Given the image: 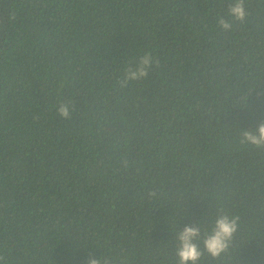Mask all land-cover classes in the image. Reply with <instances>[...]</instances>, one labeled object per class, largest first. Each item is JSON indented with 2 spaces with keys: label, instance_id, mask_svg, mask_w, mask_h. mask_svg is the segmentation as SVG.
<instances>
[{
  "label": "trees",
  "instance_id": "16d2710c",
  "mask_svg": "<svg viewBox=\"0 0 264 264\" xmlns=\"http://www.w3.org/2000/svg\"><path fill=\"white\" fill-rule=\"evenodd\" d=\"M234 2L0 0V264H179L185 226L264 264V0Z\"/></svg>",
  "mask_w": 264,
  "mask_h": 264
},
{
  "label": "clouds",
  "instance_id": "9594fccd",
  "mask_svg": "<svg viewBox=\"0 0 264 264\" xmlns=\"http://www.w3.org/2000/svg\"><path fill=\"white\" fill-rule=\"evenodd\" d=\"M228 13L236 21L243 22L246 17L244 0H235L229 6ZM219 27L227 32L232 28L231 22L223 17L218 20ZM154 58L151 53H145L136 63L134 68H129L121 81L122 86L129 82L137 81L145 78L149 74L150 68L153 66ZM72 104L61 103L58 106L57 113L63 119L70 118ZM241 143L251 145L257 148H264V123H261L256 131L244 130L241 133ZM237 230V218H230L226 214L218 215L210 234L203 238V249L211 257L216 258L225 252L229 246L233 234ZM176 256L179 264H198L203 252L200 248L201 232L198 227L185 226L182 231L177 234ZM0 259H3L0 257ZM87 264H106V261L100 259L89 258Z\"/></svg>",
  "mask_w": 264,
  "mask_h": 264
}]
</instances>
